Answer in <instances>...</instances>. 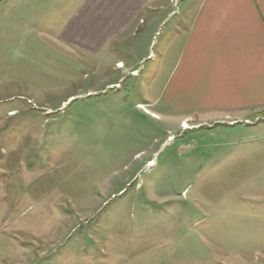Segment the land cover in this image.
Segmentation results:
<instances>
[{
    "label": "rangeland",
    "instance_id": "rangeland-1",
    "mask_svg": "<svg viewBox=\"0 0 264 264\" xmlns=\"http://www.w3.org/2000/svg\"><path fill=\"white\" fill-rule=\"evenodd\" d=\"M77 1L0 0V264H264V115L172 112L167 25L87 49Z\"/></svg>",
    "mask_w": 264,
    "mask_h": 264
},
{
    "label": "crops",
    "instance_id": "crops-1",
    "mask_svg": "<svg viewBox=\"0 0 264 264\" xmlns=\"http://www.w3.org/2000/svg\"><path fill=\"white\" fill-rule=\"evenodd\" d=\"M70 19L60 37L91 50L147 29L154 41L167 25L160 98L172 112L217 124L264 115V0H81Z\"/></svg>",
    "mask_w": 264,
    "mask_h": 264
},
{
    "label": "bare ground",
    "instance_id": "bare-ground-1",
    "mask_svg": "<svg viewBox=\"0 0 264 264\" xmlns=\"http://www.w3.org/2000/svg\"><path fill=\"white\" fill-rule=\"evenodd\" d=\"M121 65V64H120Z\"/></svg>",
    "mask_w": 264,
    "mask_h": 264
}]
</instances>
